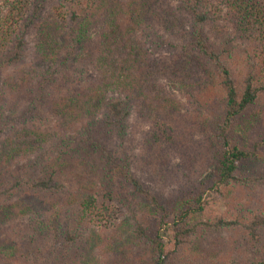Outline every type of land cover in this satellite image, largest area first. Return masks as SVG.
I'll return each instance as SVG.
<instances>
[{"label": "trees", "instance_id": "16d2710c", "mask_svg": "<svg viewBox=\"0 0 264 264\" xmlns=\"http://www.w3.org/2000/svg\"><path fill=\"white\" fill-rule=\"evenodd\" d=\"M27 60L21 83L0 85V264H79L89 227L106 228L134 198L147 213L105 264H168L198 224L233 232L194 248L222 264H264V198L239 196L262 178V165L246 173L264 161V0H0V71ZM18 109L28 127L7 128ZM132 115L152 155L197 145L199 176L168 196L145 186L131 165ZM32 116L54 121L44 139ZM219 197L228 213H215ZM56 204L64 226L44 245L23 221Z\"/></svg>", "mask_w": 264, "mask_h": 264}, {"label": "rangeland", "instance_id": "374dc122", "mask_svg": "<svg viewBox=\"0 0 264 264\" xmlns=\"http://www.w3.org/2000/svg\"><path fill=\"white\" fill-rule=\"evenodd\" d=\"M35 41L30 39V42L28 43L27 50L28 52L32 51V47ZM169 53L172 51L171 48H165L164 53ZM32 56L31 53L28 54V57L26 59H29ZM25 60V58H24ZM27 62L23 63L21 67H17L16 64L14 65H7L4 64L0 71V85L3 84L4 80H8L9 77L17 78L20 82L18 77L22 73H24V67L27 65ZM16 70V71H15ZM23 71V72H22ZM13 75H12V74ZM10 74V75H9ZM9 75V76H8ZM33 72L30 70L29 74H25L23 76V82L25 85H27L28 79L32 77ZM8 76V77H7ZM21 83V82H20ZM9 85L14 88L13 81H9ZM2 90V89H0ZM67 90V89H64ZM69 90V89H68ZM2 97V96H1ZM4 97H12L11 94H8ZM181 101L185 102V97H180ZM21 106V105H20ZM22 110L18 109L14 111L15 114L12 116V118L9 120L7 128L10 127L12 122H16L18 126L21 128L28 127L27 125H22L25 122L19 117L22 115ZM8 113V112H7ZM176 117L180 116L183 120V125L185 126V121L191 122V114L190 111L187 112L186 109L183 108L182 114L177 115ZM161 117V116H160ZM165 117V116H164ZM163 117V118H164ZM26 119V123H27ZM30 121L28 123H33L36 125L40 130H44V134L41 138H45L49 133L47 131L52 130V127H54V121L49 120V118L46 119V116H44L43 120H38L35 116H32V119H29ZM130 121V128L134 130V143L132 149H130L131 154V165L133 167V171L136 172V174L141 178V180L144 182L145 186H150L151 189L156 193H161L162 191L163 195H171L177 191L178 188H181L180 185H183L185 183L186 177L191 176L192 178L197 177L196 170L194 169H200L198 167L199 163L203 160L201 159V154L198 152L197 145L192 144L191 141H187V146L190 145L192 147V154L189 155L186 152H169V153H162L157 157V155L150 154V149L144 148L143 145L139 143V138L141 136V132L143 130L142 125L140 124L139 120L137 119V116L132 115ZM22 125V126H21ZM176 127V126H175ZM179 129V127H177ZM196 132V137L198 139L201 138L200 131H194ZM185 148V147H184ZM154 149L153 153L156 154L158 150ZM184 151V149L182 150ZM32 157V154L30 157L21 158L13 162L12 168L17 169L24 161L27 162V160H30ZM192 161L191 164H188V161ZM254 166V169L247 170L246 175H257L258 173L255 171V165H262V178L259 180H255L254 178L251 179V181L248 180V190L244 191L241 195L242 200L251 203H257L260 202L257 201L255 198H252L250 196L257 195L256 193H259L264 198V161L258 159L256 162L251 163ZM192 165V166H191ZM252 167V166H250ZM199 176V173H198ZM246 188V189H247ZM238 189V185H237ZM240 189V187H239ZM233 193V191H231ZM39 193L42 196L49 195L46 191H39ZM130 197H134V193H131ZM237 194V190L234 191V195ZM217 194H212L211 196L214 198ZM227 195V194H226ZM226 198V197H225ZM225 198H217L214 203V209L216 210L215 213H222L227 212L230 208H228V204L226 203ZM129 202L131 203V210L128 208L127 205L123 204V210L118 219H115L113 223H110L108 226L105 227H96L92 226L89 227L88 231V240L87 242L91 244L89 247V250L85 252L83 256H81V262L79 264H105L107 259H110L109 253H113V251H124L126 252L128 250V244L126 243L128 240L127 238L129 235L133 234L131 231V226H134L136 223V220L140 218V215L147 213L145 210L144 204H138L137 199L134 198L133 200L129 199ZM251 202V203H250ZM260 208L264 210V199L262 204H259ZM59 207L56 204L54 208H50V210L43 212L42 214L45 217V220L43 218H39L38 216H34L33 213H30L28 217L25 219L26 222L29 220V222L34 223V227L37 228V232L39 233L38 239L40 242H42L44 245L45 243H50L51 241V235L55 230H61L63 229V216H60L59 218H53L54 215H52L53 210H58ZM60 212V211H58ZM62 212V211H61ZM58 214V213H57ZM193 219V220H192ZM192 221H197V223L200 220H204L202 215H196L193 217ZM20 220L19 222H21ZM50 222V223H49ZM21 225L23 228H25L21 222ZM34 229V228H33ZM31 230V228H30ZM233 231L228 230H222V229H216V228H207L205 226L198 224V230L192 233V237L190 236L187 238V240L184 242L182 248H185L184 250L177 251L174 254V259L170 261L168 264H211L209 261H212L214 264H222V261L224 259V256L220 257L217 255L215 251L211 252H202L201 248L197 249L193 246H199V245H207L212 238H224L227 236H230ZM205 233L206 238L200 240V237H197L199 234ZM235 249V248H233ZM243 246L238 247V251H242ZM139 253L138 250L132 249L130 251V255H127L129 258L133 259L134 256H136ZM217 256L216 260H211L210 257L213 255ZM129 262V261H128Z\"/></svg>", "mask_w": 264, "mask_h": 264}]
</instances>
